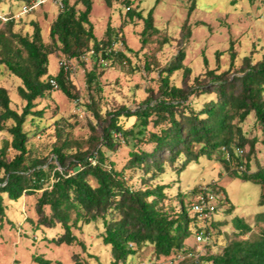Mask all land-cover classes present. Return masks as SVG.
I'll use <instances>...</instances> for the list:
<instances>
[{"label": "trees", "instance_id": "obj_1", "mask_svg": "<svg viewBox=\"0 0 264 264\" xmlns=\"http://www.w3.org/2000/svg\"><path fill=\"white\" fill-rule=\"evenodd\" d=\"M80 1L83 9H76L75 4H69L67 0H60L62 7L49 28V43L43 42L37 23L32 24L30 35L13 31L11 17L5 23L6 28L0 29V64L21 80L17 91L25 101L24 108L18 113L10 107L7 90L0 87V130L6 131L11 138L0 147V171L3 173L0 176V218L5 210L4 199L14 202L22 195L41 190L37 201L38 212L40 214L42 207L49 206L51 213L48 217L40 214L38 224L54 227L59 223L64 228V233L55 243L70 245L76 241L69 229L72 213L74 224L78 221L85 224L100 221L103 227L100 237L109 248L112 264H126L130 257L147 245L152 248L154 260L165 259L176 251L187 249L184 248V241L190 235V222L194 224L195 235L201 232L206 237L209 243L206 246L217 244L214 252L200 254L197 264H264V210L251 216L249 221L243 216L233 215L234 206L226 198L228 208L223 210L224 213L217 215L223 204L220 203L216 205L214 214L204 219L192 211L194 199L189 203L182 195H177L180 200L175 205L170 200L171 184L157 181L166 165L179 174L187 162L197 161L200 157L213 159L212 155H216L214 159L224 162L233 178L260 185L258 205L264 207V167L250 172L249 158L244 162L241 156L234 154L228 162L223 154L218 156L223 146L233 154L235 146L243 147L246 143L249 144V153L253 152L256 139L248 141L242 129L252 114L264 134V54L255 63L249 56H244L236 68L231 61L224 71L208 69L203 78L208 80L207 83L203 85L199 83L200 78L195 77L196 84L186 91L184 87L169 85L168 81L169 75L182 66L181 53L160 74L161 98L147 97L142 106L132 112L121 107L101 120L94 108V98L89 96L88 106L93 108V117L101 122L99 135L91 127L90 149L68 153L72 140L69 134L63 137L62 127H56V137L61 142L52 148L54 163L49 165L46 158L31 156L27 145L28 134L23 126L26 117L33 114L30 107L34 100L53 91L48 80L54 78L59 91L66 97L78 98L72 91L73 83L61 69L55 75L47 74L48 56L57 51L66 58L78 59L86 51L93 48L98 51L111 40L119 38V34L109 27L104 37L97 38L90 21L92 1ZM128 14L143 19V36L158 32L159 29L153 26L151 10L145 17L140 12ZM126 50L131 51L130 48ZM101 56L110 60L109 66L122 61L121 58L129 60L124 52L112 57ZM233 58L234 55H231V60ZM96 66L86 71V83L87 88L95 85L99 91L100 73L107 68L99 65L101 71L97 72ZM146 68L149 69L148 65H145ZM196 93H211L213 96L196 108L188 100ZM132 114L135 116L134 125L144 129L138 130L140 135L145 133L151 120L154 126L163 122H168L169 126L150 131L147 141L151 149L131 150L130 158L117 169L108 162L102 148L111 149L119 142L114 134H119L123 141L127 135L136 136L119 123L120 115L127 117ZM152 115L155 117L149 119ZM9 148L15 154L7 159ZM89 158H93L94 164ZM243 164L244 169H239ZM51 170L53 175L50 180ZM137 173H140V185L135 187L129 181ZM213 190L216 193V187ZM197 191H193L194 198ZM200 220L203 222L201 226L198 223ZM191 248L195 247L188 249Z\"/></svg>", "mask_w": 264, "mask_h": 264}, {"label": "rangeland", "instance_id": "obj_2", "mask_svg": "<svg viewBox=\"0 0 264 264\" xmlns=\"http://www.w3.org/2000/svg\"><path fill=\"white\" fill-rule=\"evenodd\" d=\"M26 0H0V29H5L9 17L13 20L12 30L23 35H30L33 23H37L44 43H49V28L60 10L58 0H48L36 7L30 13L16 17L20 7ZM75 4L76 9H83L80 0H67ZM92 9L90 21L97 38L105 36L107 27L119 34V40L124 45L120 52L128 55L112 66L100 72V90L95 85L87 88L86 71L93 68L92 61H77L72 59L75 71L71 82L73 93L78 101L66 97L61 91H50L36 98L30 107L32 115L26 117L23 130L28 134L27 145L32 157L46 158L52 162V148L60 144L56 137V127L63 128V137L69 134L71 147L68 153L76 150L90 149L92 128L97 135L101 132V122L93 117V108L88 106L89 96L94 98V108L102 119H107L108 113L125 107L130 112L140 108L147 97L161 98L160 80L162 70L173 64L175 58L183 53L182 66L174 70L168 77L169 85L184 87L186 91L196 84L195 77L200 78L205 85L204 73L208 69L217 68L224 71L232 61L233 68L238 67L244 56H249L252 63L260 60L264 54V0H91ZM193 6V10L190 11ZM127 7L129 10L127 11ZM152 11L153 26L158 32L143 36V19L130 17L128 12H140L145 17ZM145 39V42L143 40ZM165 41V42H163ZM127 48L131 51L127 52ZM126 50V51H125ZM231 55L234 58L231 60ZM60 52L48 56L47 74L55 75L58 71L57 62L64 58ZM148 65L149 69H145ZM188 74L186 75V71ZM42 77V79H44ZM21 80L0 64V87L7 90L10 107L18 113L25 106V101L18 94ZM213 94L196 93L188 98L190 105L198 108L208 101ZM124 115V113H122ZM120 115L119 123L126 130H132L136 136L127 135L125 141L119 139L111 149L102 148L108 162L115 168H121L130 158L129 152L150 150L148 143L150 131H158L160 127L169 126L163 122L154 126L150 121L144 134H137L141 128L134 125L135 116ZM152 115L149 119H153ZM253 114L244 122L242 129L246 132L248 141L255 137L254 150L249 153V144L243 147L242 161L250 165V172L264 167V134ZM144 130L143 128H141ZM117 138V137H116ZM9 134L0 130V147L4 141H10ZM63 139V138H62ZM15 152L6 151L10 159ZM222 152L219 150L218 156ZM200 157L197 161L186 163L179 174L173 168L165 166L158 176L159 183L171 184V203L178 205L182 195L185 201L194 199L193 191L203 185L214 184L216 187L217 206L223 203L218 214L228 208L226 198L234 206L232 214L250 221L251 216L264 210L258 205L261 193L260 185L240 178H233L224 162ZM180 165V164H178ZM232 167L234 163L231 162ZM244 169V164L242 165ZM172 172H171V171ZM3 173L0 171V176ZM53 170L50 171L51 179ZM140 173L129 181L135 187L140 185ZM41 190L22 195L17 201L4 199L5 210L0 218V264H112L109 248L100 237L103 227L100 221L85 224H74V213L69 219L70 232L76 241L68 245L56 244L55 240L64 233L61 224L46 227L38 224L40 214L50 215L49 206L42 207L39 214L37 208ZM178 209V208H177ZM189 214L192 216L191 210ZM199 225L203 222L200 220ZM190 235L184 241V248L198 247L201 255L214 252L217 244L206 246V237L196 242L194 224L189 223ZM209 244V243H207ZM193 249V248H191ZM89 254L91 256H89ZM152 248L147 245L130 257L126 264H147L154 261ZM163 264H168L164 261Z\"/></svg>", "mask_w": 264, "mask_h": 264}, {"label": "built area", "instance_id": "obj_3", "mask_svg": "<svg viewBox=\"0 0 264 264\" xmlns=\"http://www.w3.org/2000/svg\"><path fill=\"white\" fill-rule=\"evenodd\" d=\"M46 1L48 0H29L28 2L23 3L16 17H21L22 15L30 13L33 9L44 4ZM57 2L61 8L62 4L60 0H58ZM123 45L124 43L122 40L113 39L105 47L99 49L98 51H96L94 48L90 49L86 51L84 54H82L78 59L66 58V57L59 59L57 62V68L61 69L69 80H73L72 75L75 71V66L72 64V59L82 62L88 61L90 59L93 65L96 64L98 66L100 65L104 68H108L110 60L106 58H102L101 55L105 54V56L112 57L121 51L120 47H123ZM48 81L52 87V90L54 91L59 90L58 83L54 78H50ZM75 101H78V98H75ZM116 137L121 139L119 134H114V138ZM221 151L224 159L228 162L231 161L232 155L235 154L237 156H241L243 153V149L240 148L239 146L234 147L233 154H231V151L225 146L221 148ZM89 161L94 164L93 158H89ZM57 169L59 170V167H57ZM239 169H243V167L239 166ZM214 187H215L214 184L203 185L199 187L197 194L191 203L192 211L194 213H197L201 218L204 219L209 218L215 212L217 203H216V194L214 193L213 190ZM202 237L204 238L202 233L198 232L195 236L196 242L201 241V239H203ZM129 245L134 247L132 243H130ZM200 254L201 251L200 249H198V247H195L194 249H184V250L176 251L175 253H173L172 255L168 256L165 259L154 260L148 264H163L164 261H166L168 264H178L186 260H189V262L185 264H197L196 262ZM190 261H194V262H190Z\"/></svg>", "mask_w": 264, "mask_h": 264}]
</instances>
